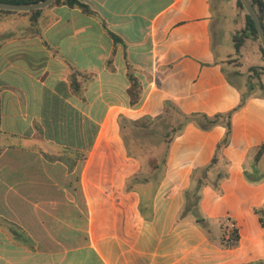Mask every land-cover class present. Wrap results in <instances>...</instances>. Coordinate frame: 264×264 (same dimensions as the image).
Listing matches in <instances>:
<instances>
[{
    "label": "crops",
    "instance_id": "1",
    "mask_svg": "<svg viewBox=\"0 0 264 264\" xmlns=\"http://www.w3.org/2000/svg\"><path fill=\"white\" fill-rule=\"evenodd\" d=\"M79 1L93 12L0 16V264H264L260 42L235 51V30L217 56L209 0ZM167 102L232 111L227 143L223 124L187 122L143 168L121 120H156ZM198 178L201 223L180 215ZM233 228L237 245L221 246Z\"/></svg>",
    "mask_w": 264,
    "mask_h": 264
},
{
    "label": "trees",
    "instance_id": "2",
    "mask_svg": "<svg viewBox=\"0 0 264 264\" xmlns=\"http://www.w3.org/2000/svg\"><path fill=\"white\" fill-rule=\"evenodd\" d=\"M0 1L13 2V3H23V2H27L29 0H0ZM249 1L252 4V6L256 9L257 15H258V17L261 21V24L263 26V29H264V25L262 23L263 12H264V7L262 4V1L261 0H249ZM236 2L238 5H240L243 8L240 0H236ZM55 4H65V5L72 6V7L75 6V7L80 8L83 12H86V13H92L93 12L87 4H85L79 0H53L48 6L55 5ZM40 10H41V8L32 9L29 11H14V10L3 9V10H0V13H12V12L21 13V14L27 13V15L30 18L31 23L34 24L36 22V19H37V16H38V13L40 12ZM244 19H245L244 28L242 30H240V33H238V34L235 33L233 35V42H234L235 51H238V49L241 45V42L244 40V38L248 37L249 35L259 39L257 30H256L255 25H254V22L247 12L244 13ZM112 36H113L115 41L118 40L117 36H115L114 34H112ZM259 42H260V40H259ZM259 47H260L261 54L264 57V48L262 47L261 42L259 44ZM250 69L253 71L254 74L264 73V65L261 67L252 66ZM128 79H129L130 84H129V87L127 89V92H128L129 98H130V103L132 105H134L139 101L140 91H141L140 83H139L138 78L133 74L129 73ZM244 99H245V95H243L241 97V103H243ZM166 105L163 108V115H170V113H171L170 110H171V108H173L178 114H180L182 116V120L179 123L175 132L180 131L182 129L183 125L187 122H192L196 126H198L199 128H201L203 130L210 129L212 126L221 123L226 128V134H225L224 138L220 142H218L217 148L219 146L227 143V140L229 138L228 137L229 132H230V116H231L232 111L223 112V113L222 112L221 113H215L213 115H207L205 113H200V112L184 113V112L180 111L173 104L171 105L169 102H167ZM128 123H129V126H131L132 128L142 129V131L147 129L149 126V122L147 121V117H141V118L136 119V120H130ZM123 127H124L123 122L121 120V128H123ZM170 138H169V140H170ZM169 140L167 141L166 148H165L164 155L162 157L161 162H163L165 160L164 157H165V153H166V150H167V147L169 144ZM125 145L127 147V152L129 154H132L129 150L127 143H126V140H125ZM262 153H264V141L258 146L257 152L255 154V158H259V156ZM214 160H215V157L212 158L211 162H213ZM149 161L151 162V164L149 163L151 169L156 168L160 165V164H157V162H155L154 159H151ZM200 185H201V179L198 178L196 180L195 186L192 187L190 190H187L184 192L185 205H184L183 210L181 211L180 215L183 216V215L187 214L188 212H191L192 214L195 215L196 221L201 223L204 221V218L197 211V202L199 199L198 190H199ZM256 211L261 213L259 216V219H260L261 224H264V213L260 212V210H256ZM238 240H239V235H238L237 229L233 228L227 237L221 235L219 237L218 242L223 247H234L235 245H237ZM261 264H263V263L261 262Z\"/></svg>",
    "mask_w": 264,
    "mask_h": 264
},
{
    "label": "rangeland",
    "instance_id": "3",
    "mask_svg": "<svg viewBox=\"0 0 264 264\" xmlns=\"http://www.w3.org/2000/svg\"><path fill=\"white\" fill-rule=\"evenodd\" d=\"M209 2L212 14L210 31L213 48L217 56L224 57L226 53L234 51L231 35L235 30H239L236 32L238 34L244 28L246 11L237 4L236 0H209ZM2 14L6 13H0V16ZM23 14L27 15V13ZM246 38L259 41L258 38L250 35ZM170 111V115H163L156 120H147L149 126L144 131L131 126H125L122 129L130 152L140 160L143 168L150 169L149 160L151 159H154L157 164L161 163L167 141L182 120V116L173 108Z\"/></svg>",
    "mask_w": 264,
    "mask_h": 264
},
{
    "label": "water",
    "instance_id": "4",
    "mask_svg": "<svg viewBox=\"0 0 264 264\" xmlns=\"http://www.w3.org/2000/svg\"><path fill=\"white\" fill-rule=\"evenodd\" d=\"M52 1L53 0H29L23 3L0 1V10L7 9L14 11H29L32 9L43 8L49 5ZM240 2L245 11L252 18L258 33L259 40L261 42L262 47L264 48V29L257 15L256 9L252 6L249 0H240Z\"/></svg>",
    "mask_w": 264,
    "mask_h": 264
}]
</instances>
